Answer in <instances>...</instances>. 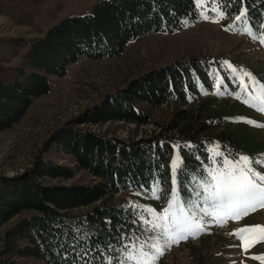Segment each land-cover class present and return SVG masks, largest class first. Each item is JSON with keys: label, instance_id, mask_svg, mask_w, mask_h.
Wrapping results in <instances>:
<instances>
[{"label": "trees", "instance_id": "trees-1", "mask_svg": "<svg viewBox=\"0 0 264 264\" xmlns=\"http://www.w3.org/2000/svg\"><path fill=\"white\" fill-rule=\"evenodd\" d=\"M204 2L209 11L222 10L235 20L245 11L241 21L261 32L264 0ZM198 15L196 0H104L90 15L63 19L42 39L29 42L20 67L0 66V132L18 126L36 99L49 94V76H64L78 58L119 57L137 38L175 33ZM219 61L191 57L149 70L54 132L45 149L71 157L74 169L38 158L24 174L0 176V228L19 218L1 236L0 264H20L25 259L43 264H108L110 259L117 263L139 239L142 226L138 211L115 204L113 196L126 190L149 192L157 182L166 193L171 185L172 141L178 142L182 159L175 172L181 198L206 178L211 143L232 159L240 152L254 161L261 159L264 142L249 137L243 123L225 119L232 105L223 103L216 109L214 101L198 100L200 89L213 90L216 73L209 68ZM169 102L174 110L167 111V122L156 124L160 132L148 138L122 141L80 127L122 121L148 125L152 120L143 109ZM75 170L95 178L96 184L49 183L73 179Z\"/></svg>", "mask_w": 264, "mask_h": 264}, {"label": "rangeland", "instance_id": "rangeland-1", "mask_svg": "<svg viewBox=\"0 0 264 264\" xmlns=\"http://www.w3.org/2000/svg\"><path fill=\"white\" fill-rule=\"evenodd\" d=\"M101 1L104 0H0V66L20 67L30 47V41L42 39L49 29L65 18L90 15L95 5ZM198 9V19L187 22L175 33L164 31L148 34L126 45L119 57L92 61L78 58L66 68L64 76H49V94L36 99L18 126L0 132V176L10 178L24 174L32 169L38 158L74 169L71 157H66L53 148L45 149L46 142L54 132L93 108L107 94L124 88L135 77L191 57H208L213 60L220 58L218 64L209 68L216 73L213 91L201 90L198 100L214 101L216 109L223 103H229L232 109L225 118L227 122L243 123L250 130L247 131L249 137L264 142V110H261L264 109V43L259 39L264 37V22L261 32L257 33L246 21H237L224 15L221 19L218 11H209L205 7ZM204 15L210 18L204 19ZM214 20L216 22H213ZM225 77L229 80L226 81ZM215 95L231 97L232 101H220ZM174 108L170 102L157 109L145 107L144 113L152 120L148 125L136 126L122 121L102 126L87 124L80 127L92 133H105L108 137L122 141H137L159 133V126L156 124L167 122V111L171 112ZM171 143L173 151L168 159L171 185L166 193H162L157 185H153L149 192L126 190L113 196L115 204L131 206L138 211L142 226L139 239L130 244L118 261L129 252L140 249L141 242L152 234L148 231L150 224L145 221L157 222L156 217L163 214L169 202L176 201L172 211L178 213L180 206H191L201 224L202 230L196 231L195 235H188L187 238H197L202 234L211 233L213 228L219 225H227L231 228V235L239 243L226 240L228 235L218 232L212 237L200 239L170 252L172 244L177 245L183 241L180 239L178 243L166 247L163 255H160L154 264H264V259H261L264 258V239H260L264 234L243 233L245 240L233 234L246 227L264 228V207H257L239 219L224 217L219 221L212 215L204 216L199 212L200 207L208 208L203 199L207 195L205 188L212 182L213 171L226 167L224 160L235 163L240 161L242 156L247 157L249 167L258 174H264V154L260 155L261 159L254 161L247 153L240 152L237 159H232L222 154L218 144L211 143L208 145L211 163L206 171V178L193 186L189 196L181 198L175 180L177 168L173 167L172 162L178 160L180 165L182 159L178 142ZM74 173L73 179L53 180L49 183L60 186L96 184L97 180L87 173L76 170ZM173 189L175 191H172ZM197 193L201 195L198 196ZM145 209H152V213ZM18 219L13 218L8 225L0 228V240L3 232L12 227ZM245 241L249 245L246 250ZM194 252L198 256H195ZM20 264L43 263L25 259L20 260ZM132 264H135V261Z\"/></svg>", "mask_w": 264, "mask_h": 264}, {"label": "snow or ice", "instance_id": "snow-or-ice-1", "mask_svg": "<svg viewBox=\"0 0 264 264\" xmlns=\"http://www.w3.org/2000/svg\"><path fill=\"white\" fill-rule=\"evenodd\" d=\"M196 3L198 7H203L204 0H196ZM213 10L218 11L219 18H223L222 10ZM245 16L246 12L241 10L236 20L240 21ZM209 18L208 15H204V19ZM259 39L261 43H264V37H259ZM244 75L249 74L244 73ZM223 163L226 167L219 171L214 170L211 174L212 182L205 188L207 195L203 199L208 208L200 207L199 212L203 213L204 216L212 215L219 221L224 217L239 219L257 207H264V174L253 171L249 167L248 158L244 156L238 162L233 163L224 160ZM172 164L174 168L180 167L178 160H173ZM158 186L159 182H157ZM197 195L201 194L197 193ZM175 204L176 201L169 202L168 207L163 210V214L156 217L157 222L145 221V223L150 224L148 231L152 234L147 240L141 242L140 249L129 252L122 260L118 261V264H132L133 261L135 264H154L155 260L163 255L164 249L170 244L178 243L180 239H186L188 235H195L196 231L202 230L197 219V213L193 211L191 206H180L177 213L172 211ZM145 211L152 213V209H145ZM248 232L264 234V228L259 226L255 228L246 227L233 234L239 236L241 240H245L242 234ZM260 239H264V235ZM248 246L247 241H245V250ZM86 264H90V262H86ZM108 264H112L111 259Z\"/></svg>", "mask_w": 264, "mask_h": 264}, {"label": "built area", "instance_id": "built-area-1", "mask_svg": "<svg viewBox=\"0 0 264 264\" xmlns=\"http://www.w3.org/2000/svg\"><path fill=\"white\" fill-rule=\"evenodd\" d=\"M182 247H184V245Z\"/></svg>", "mask_w": 264, "mask_h": 264}]
</instances>
